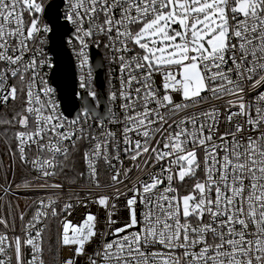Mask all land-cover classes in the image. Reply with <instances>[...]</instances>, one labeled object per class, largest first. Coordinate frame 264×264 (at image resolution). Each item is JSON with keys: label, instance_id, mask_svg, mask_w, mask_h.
Here are the masks:
<instances>
[{"label": "snow or ice", "instance_id": "6c2138e0", "mask_svg": "<svg viewBox=\"0 0 264 264\" xmlns=\"http://www.w3.org/2000/svg\"><path fill=\"white\" fill-rule=\"evenodd\" d=\"M0 109V264H264V0H0Z\"/></svg>", "mask_w": 264, "mask_h": 264}, {"label": "built area", "instance_id": "2783aa9c", "mask_svg": "<svg viewBox=\"0 0 264 264\" xmlns=\"http://www.w3.org/2000/svg\"><path fill=\"white\" fill-rule=\"evenodd\" d=\"M71 54V53H70ZM73 64H74V58H72ZM75 69V65H74ZM106 83V82H105ZM76 90H78V87L76 85ZM0 162L3 164V168L0 169V175L3 174L5 170H7L9 164H10V158L6 152V148L4 145L0 144ZM13 168L15 169V177L16 182L19 183L21 178L26 174L25 170L17 165H13ZM9 178H12L13 173H8ZM44 195L42 192H19L18 196L12 200L13 206H15L17 203L20 205L21 209H25L28 204L31 203L32 199H35L37 196ZM0 215H3V212L0 211ZM53 229H55V225H53Z\"/></svg>", "mask_w": 264, "mask_h": 264}, {"label": "water", "instance_id": "95a60500", "mask_svg": "<svg viewBox=\"0 0 264 264\" xmlns=\"http://www.w3.org/2000/svg\"><path fill=\"white\" fill-rule=\"evenodd\" d=\"M97 63H99V57H97ZM62 65L66 77L65 96L68 97L70 96L72 89H76L75 69L70 52H67L62 56ZM101 78H103V76ZM72 99H74V97H72Z\"/></svg>", "mask_w": 264, "mask_h": 264}, {"label": "trees", "instance_id": "16d2710c", "mask_svg": "<svg viewBox=\"0 0 264 264\" xmlns=\"http://www.w3.org/2000/svg\"><path fill=\"white\" fill-rule=\"evenodd\" d=\"M105 86H106V83H105ZM3 113V109H0V114H2Z\"/></svg>", "mask_w": 264, "mask_h": 264}]
</instances>
